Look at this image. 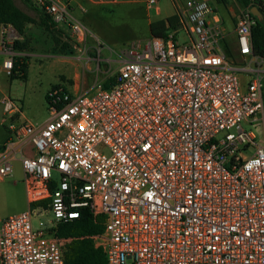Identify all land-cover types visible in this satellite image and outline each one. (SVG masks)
Here are the masks:
<instances>
[{
	"label": "built area",
	"instance_id": "2783aa9c",
	"mask_svg": "<svg viewBox=\"0 0 264 264\" xmlns=\"http://www.w3.org/2000/svg\"><path fill=\"white\" fill-rule=\"evenodd\" d=\"M250 1L264 8V0ZM33 3L88 57L92 34L66 2ZM252 7L235 26L237 53L252 69L222 50L225 32L209 3L185 0L165 36L121 52L115 71L104 72L109 88L96 82L74 94L52 86L42 125L17 123L21 107L0 96L11 137L0 151V177L12 175V141L33 152L17 159L27 208L0 217V264H64L70 239L50 230L83 209L102 217L103 232L91 238L107 264H264V138L243 127L263 116L264 58L252 51ZM179 32L186 43L177 42ZM12 34L11 26L0 27L7 76L18 56ZM93 40L97 67L109 64ZM39 202L51 225L33 228L30 206Z\"/></svg>",
	"mask_w": 264,
	"mask_h": 264
},
{
	"label": "rangeland",
	"instance_id": "374dc122",
	"mask_svg": "<svg viewBox=\"0 0 264 264\" xmlns=\"http://www.w3.org/2000/svg\"><path fill=\"white\" fill-rule=\"evenodd\" d=\"M185 1V0H184ZM230 7L232 0H224ZM166 0L159 1L161 10H165ZM234 5V4H233ZM232 5V6H233ZM235 6V5H234ZM233 7V9H235ZM130 7L118 5L116 7L107 6L99 8L97 11H91L82 19V23L92 34V39H88V45L97 38L101 44V60L109 59V64L100 63V69H97L96 62H91L90 72L85 69L84 60H75L79 65V73L85 74L88 83L92 84L94 80L99 81L104 71L108 73L115 71L118 66L121 52L133 41L147 37L148 30L145 28L143 20L134 18L130 13ZM171 9H169L170 11ZM236 10V9H235ZM225 21L229 20L226 12H222ZM235 17L239 18L240 13L234 12ZM139 25V26H138ZM135 26L137 28H135ZM177 42L186 43L185 35L178 33ZM228 53V58L234 65L241 64L242 60L237 53V46L234 37H229L225 45L221 44ZM90 56V51L87 54ZM47 59L41 57L26 58L27 63V80L19 78L10 79L5 73H0V90L7 95L9 99L21 107L22 118L17 119V123H30L32 126H40L47 119V104L45 92L50 85L58 83L57 74L59 68L47 63ZM101 74V75H100ZM66 87V86H65ZM67 88V87H66ZM263 116L252 125H243L246 131L252 132L256 140L264 138V79H263ZM0 128V133L2 134ZM12 175L4 178L0 177V217H8L18 214L27 208L25 189L22 183V169L19 162L11 163ZM32 226L37 227L38 222H43L46 226L51 225V214L44 211L43 208L33 210Z\"/></svg>",
	"mask_w": 264,
	"mask_h": 264
},
{
	"label": "crops",
	"instance_id": "0c3cea01",
	"mask_svg": "<svg viewBox=\"0 0 264 264\" xmlns=\"http://www.w3.org/2000/svg\"><path fill=\"white\" fill-rule=\"evenodd\" d=\"M67 3L69 10L71 14L77 18L81 23L83 17H85L86 14H89L91 11H97L99 8L107 7V6H113L116 7L118 5L122 6H128L130 7V13L134 18L143 20L142 22L145 25V28L148 30L147 37L141 38L139 40L148 39L151 37L150 34V25L153 22L165 20L169 17L175 16L176 14V8L180 7L184 0H166V8L165 10H161L159 7V1L156 0L155 4H149L148 0H63ZM209 5L212 7L213 11L217 15L218 19L220 20L221 28L225 32V37L223 39V44L225 45L226 39L229 37H234L236 41V35H235V26L237 22V18H234V12L238 11L239 13L242 12L243 8H240L234 0L233 4L230 3L229 5L224 0H206ZM14 4L25 14L32 18H37L39 10L36 9L34 6V0H13ZM236 9H233V7ZM169 9H171L169 11ZM226 12L227 16L229 17L228 21H225L223 18V13ZM177 22H175L176 25ZM83 24V23H82ZM139 26V25H138ZM165 26L168 28L167 23ZM175 27V26H174ZM135 28H137L135 26ZM6 37H8L6 35ZM11 38L14 40H17L19 42L26 41L27 42V48L22 51H17V54L19 58L22 57H41L43 59H47V63L50 64L52 67L56 66L59 68V73L57 74L58 77V83L50 85V87L47 89V91L55 85H61L65 87L69 92L71 93H79V92H85L92 88V86L98 82L103 83L105 81V73L104 71L100 72L102 74L99 81L94 80L92 84L88 83V80L85 77V74L79 73V65L75 62V60H84L85 61V69L90 72L91 67L90 63L95 62L94 59H96V53L94 49V40L88 45V48H90V56L85 57L81 56L80 53L75 52L74 55H58L53 54L51 52V48L53 45L51 36L49 33L44 31L41 27H39L36 24H30L24 27L22 34H18L13 29V34L11 35ZM12 41V44H13ZM222 50L226 55L228 53L224 50L223 46H221ZM102 49V48H101ZM75 57L74 59L70 57ZM101 56V51H100ZM81 57V59H79ZM102 57V56H101ZM100 57V60H101ZM228 57V56H227ZM240 57V56H239ZM240 60H242L241 64L238 65H250V68H253V65H251V61L248 58L240 57ZM28 68V67H27ZM97 69H100V67H97ZM250 69V70H251ZM27 70L26 69V75L25 79L23 81L27 80ZM3 71L0 68V73ZM4 73V72H3ZM100 74V75H101ZM248 72H243L239 75L240 84L242 87H245L247 81H248ZM10 78V76H8ZM11 79V78H10ZM16 79V78H15ZM20 79V78H19ZM22 80V79H21ZM45 92V94L47 93ZM0 96H7L0 90ZM2 107L0 105V128L2 129V134L0 133V151L4 148V146L11 141L10 134L8 130L6 129V126L2 123ZM14 142L13 151L15 153L16 160L17 161L20 155H32V145L25 142V141H12Z\"/></svg>",
	"mask_w": 264,
	"mask_h": 264
},
{
	"label": "trees",
	"instance_id": "16d2710c",
	"mask_svg": "<svg viewBox=\"0 0 264 264\" xmlns=\"http://www.w3.org/2000/svg\"><path fill=\"white\" fill-rule=\"evenodd\" d=\"M240 8H246L248 5L258 6V10L264 17V8L259 6L257 2L250 0H234ZM176 17L172 16L165 20L151 23V37L165 36L168 28L175 26ZM167 23L168 28L165 26ZM36 24L44 31L50 34L53 45L51 52L58 55H74L75 49L70 42L68 34L65 30L58 28L50 18L43 12L38 13L37 18H32L21 11L13 2V0H0V27L9 25L18 34H22L25 26ZM252 51L255 55L264 58V21L262 24L255 22L251 30ZM13 49L22 51L27 48V42L13 41ZM27 69L26 57H15L11 79H25ZM112 85V79H106L103 82L104 88ZM31 210L36 208L46 209L45 202L31 204ZM102 217L93 218L86 210H81L78 219L72 220L65 224H57L51 228V234L56 238L70 239L63 245L62 253L64 264H107L105 256L100 248L95 247L92 236L101 234L103 226Z\"/></svg>",
	"mask_w": 264,
	"mask_h": 264
},
{
	"label": "water",
	"instance_id": "95a60500",
	"mask_svg": "<svg viewBox=\"0 0 264 264\" xmlns=\"http://www.w3.org/2000/svg\"><path fill=\"white\" fill-rule=\"evenodd\" d=\"M250 14L252 15V17L260 24L263 23L264 21V17L262 15V13L255 7L253 6L252 8H250Z\"/></svg>",
	"mask_w": 264,
	"mask_h": 264
}]
</instances>
